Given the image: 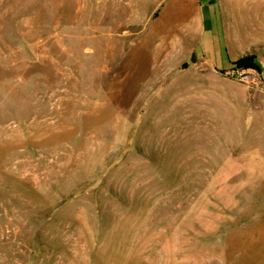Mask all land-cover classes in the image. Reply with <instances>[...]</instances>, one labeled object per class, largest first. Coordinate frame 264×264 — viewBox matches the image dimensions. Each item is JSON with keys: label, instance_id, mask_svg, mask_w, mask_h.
I'll return each mask as SVG.
<instances>
[{"label": "rangeland", "instance_id": "1", "mask_svg": "<svg viewBox=\"0 0 264 264\" xmlns=\"http://www.w3.org/2000/svg\"><path fill=\"white\" fill-rule=\"evenodd\" d=\"M0 264H264V0H0Z\"/></svg>", "mask_w": 264, "mask_h": 264}, {"label": "bare ground", "instance_id": "2", "mask_svg": "<svg viewBox=\"0 0 264 264\" xmlns=\"http://www.w3.org/2000/svg\"><path fill=\"white\" fill-rule=\"evenodd\" d=\"M188 2H189V1H188ZM177 3H179V2H177ZM177 3H176V4H177ZM176 4H175V5H176ZM183 4H184V3H183ZM183 4H182V5H179V8H180V9H179L178 18L180 17V18H183V20H185L186 17L190 16V14H191V13H190V12H191L190 10H191V9H189V8H191L192 6L189 5V8H188V5H187L186 3H185L184 5H183ZM190 4H191V3H190ZM175 5H174V7H175ZM192 5H193V4H192ZM190 6H191V7H190ZM170 8H171V7H170ZM172 9H173V8H172ZM175 9H176V8H175ZM177 9H178V8H177ZM173 11H175V10H172V13H174ZM167 12H168V11H167ZM176 12H177V11H176ZM193 12H194V10H192V15H193ZM168 13H169V12H168ZM169 14H170V13H169ZM169 14H168V15H169ZM169 16H170V15H169ZM171 16H172V15H171ZM174 16H176V14H174ZM174 16H172V17L175 18V19H177V16H176V17H174ZM166 17H167V15H166ZM173 18H170V19H173ZM167 19H168V17H167ZM161 20H162V19H161ZM173 20H174V19H173ZM179 21H180V20H179ZM191 21H192V20H191ZM163 22L165 23V20H164ZM182 22H184V21H182ZM182 22H181V23H182ZM159 23H160V22H159ZM168 23H169V22H168ZM168 23H166V24H168ZM176 23H177V21H176ZM178 23H179V22H178ZM170 24H171V23H169V25H170ZM173 24H174V23H173ZM159 25H160V24H159ZM159 25H158V29H159V27H160ZM164 26H165V24H164ZM164 26L161 25V29H160V30H163V29H164V28H163ZM166 26H167V25H166ZM174 26H176V25L174 24ZM174 26H173V27H174ZM181 26H182V25H181ZM183 26H184V25H183ZM183 26H182V27H183ZM173 27H172V28H173ZM165 28H166V27H165ZM172 28H171V29H172ZM184 28H185V27H183V29H184ZM173 29H175V28H173ZM165 30H166V29H165ZM167 30H168V29H167ZM177 30H178V29H176V31H177ZM186 30H187V29H186ZM158 31H159V30H158ZM169 31H172V30H169ZM176 31H175V32H176ZM159 33H160V32H159ZM169 34H170V33H169ZM181 34H182V32H181ZM183 35H184V33H183ZM165 36H166V35H165ZM180 36H181V35H180ZM166 37H167V36H166Z\"/></svg>", "mask_w": 264, "mask_h": 264}, {"label": "trees", "instance_id": "3", "mask_svg": "<svg viewBox=\"0 0 264 264\" xmlns=\"http://www.w3.org/2000/svg\"><path fill=\"white\" fill-rule=\"evenodd\" d=\"M233 64H235V66L254 67L256 70L260 71V66L255 61L254 57L251 59L249 57L241 58L239 60L233 61Z\"/></svg>", "mask_w": 264, "mask_h": 264}, {"label": "water", "instance_id": "4", "mask_svg": "<svg viewBox=\"0 0 264 264\" xmlns=\"http://www.w3.org/2000/svg\"><path fill=\"white\" fill-rule=\"evenodd\" d=\"M193 57H192V61H194L195 60V52L193 51Z\"/></svg>", "mask_w": 264, "mask_h": 264}]
</instances>
